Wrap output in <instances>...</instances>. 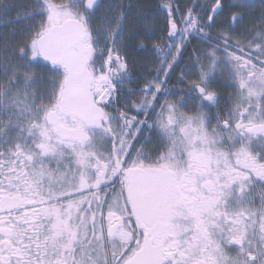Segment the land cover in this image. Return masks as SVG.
<instances>
[{
	"label": "snow or ice",
	"instance_id": "6c2138e0",
	"mask_svg": "<svg viewBox=\"0 0 264 264\" xmlns=\"http://www.w3.org/2000/svg\"><path fill=\"white\" fill-rule=\"evenodd\" d=\"M0 264H264V0H0Z\"/></svg>",
	"mask_w": 264,
	"mask_h": 264
},
{
	"label": "flooded vegetation",
	"instance_id": "af4514ba",
	"mask_svg": "<svg viewBox=\"0 0 264 264\" xmlns=\"http://www.w3.org/2000/svg\"><path fill=\"white\" fill-rule=\"evenodd\" d=\"M142 55V58H145L146 56H148V59L144 60V65H147V67L145 68L144 65H142L140 68L141 71L145 73H148L150 71H154V69L156 68L157 64H154L152 62V55L151 54H141ZM145 56V57H144ZM136 71V70H135ZM137 74H140L138 71H136ZM147 78H150V76H146ZM173 83V81H169V84Z\"/></svg>",
	"mask_w": 264,
	"mask_h": 264
},
{
	"label": "trees",
	"instance_id": "16d2710c",
	"mask_svg": "<svg viewBox=\"0 0 264 264\" xmlns=\"http://www.w3.org/2000/svg\"><path fill=\"white\" fill-rule=\"evenodd\" d=\"M19 2H20V3H25V2H27V0H19ZM154 2H155V0H154ZM141 56H142V55H141ZM144 57H145V56H144ZM146 59H148V56H146L145 58H141V60L139 61V64H140L139 67H141L142 65H144L143 62H144V60H146ZM139 67H137V69H135V70L138 71L140 74H144V72L141 71ZM144 75L147 76V73H145ZM147 79H150V78H147Z\"/></svg>",
	"mask_w": 264,
	"mask_h": 264
}]
</instances>
